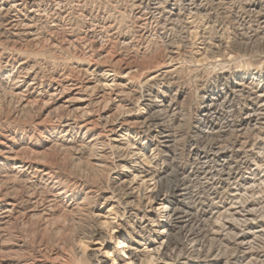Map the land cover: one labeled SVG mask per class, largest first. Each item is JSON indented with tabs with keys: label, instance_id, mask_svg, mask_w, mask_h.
<instances>
[{
	"label": "rangeland",
	"instance_id": "374dc122",
	"mask_svg": "<svg viewBox=\"0 0 264 264\" xmlns=\"http://www.w3.org/2000/svg\"><path fill=\"white\" fill-rule=\"evenodd\" d=\"M141 261L264 264V0H0V264Z\"/></svg>",
	"mask_w": 264,
	"mask_h": 264
},
{
	"label": "bare ground",
	"instance_id": "6f19581e",
	"mask_svg": "<svg viewBox=\"0 0 264 264\" xmlns=\"http://www.w3.org/2000/svg\"><path fill=\"white\" fill-rule=\"evenodd\" d=\"M210 106V105H209ZM168 138V137H167ZM150 174V173H149ZM155 176V175H154ZM153 177V176H152ZM137 178V176H134L133 181ZM180 193V192H179ZM158 196V195H157ZM234 205V204H233ZM238 217V216H237ZM243 217V216H242ZM241 217V218H242ZM203 218V217H202ZM181 219H183L182 217L179 216V214H176L175 218L172 220V226L173 228H175L176 226H178L181 223ZM176 229V228H175ZM230 235V234H229ZM213 237V236H212ZM168 243V242H167ZM121 245L124 244V242H120ZM171 244H168L167 246H165V250L167 251L170 248ZM162 248V247H161ZM160 252V251H159ZM100 262V261H99ZM141 264H146V262L141 261Z\"/></svg>",
	"mask_w": 264,
	"mask_h": 264
}]
</instances>
